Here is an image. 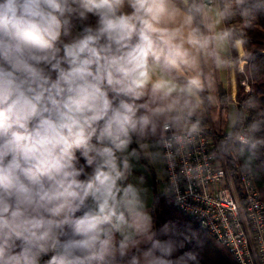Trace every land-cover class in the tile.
<instances>
[{"label": "clouds", "instance_id": "obj_1", "mask_svg": "<svg viewBox=\"0 0 264 264\" xmlns=\"http://www.w3.org/2000/svg\"><path fill=\"white\" fill-rule=\"evenodd\" d=\"M258 12L264 0H0V264H199L154 228L144 177L128 181L134 161L173 167L196 143L216 73L239 70L246 44L225 25ZM259 104L229 114L221 155L264 152ZM166 191L179 199L172 178Z\"/></svg>", "mask_w": 264, "mask_h": 264}, {"label": "built area", "instance_id": "obj_2", "mask_svg": "<svg viewBox=\"0 0 264 264\" xmlns=\"http://www.w3.org/2000/svg\"><path fill=\"white\" fill-rule=\"evenodd\" d=\"M242 84L245 100L251 91L248 78ZM196 143L176 157L173 167L164 166L166 189L170 179L176 193L165 195L207 235L224 246L236 264H264V200L250 174L240 176L238 191L217 153L215 137L208 127ZM43 256L40 264L50 258Z\"/></svg>", "mask_w": 264, "mask_h": 264}, {"label": "trees", "instance_id": "obj_3", "mask_svg": "<svg viewBox=\"0 0 264 264\" xmlns=\"http://www.w3.org/2000/svg\"><path fill=\"white\" fill-rule=\"evenodd\" d=\"M225 26H234L244 31L246 38V44L243 45L244 57L249 62V65H245V71L248 73V81L251 87L248 98L253 96L260 103L257 112L248 113V115L250 119L257 116L264 117V12L256 13L250 27H246L239 18L230 25ZM242 93L243 90L239 87L238 94L242 96ZM227 99L228 96L225 92L219 94V104L226 103ZM221 105L204 110L202 113L204 118L203 127L209 125L216 130L217 134L214 135L216 149H218L219 142L225 136L223 133L225 107ZM77 156L80 163L83 164L84 160L80 157L79 152H77ZM221 156L237 190H240L241 174H250L260 198L264 200V152L258 154L247 166V154H242L238 150L230 151ZM152 212L154 228L159 230L163 225L168 224L177 233L174 238L183 243V247L178 249L174 257L191 251L197 254L199 264H236L232 255L224 246L207 235L194 220L180 212L165 194L154 197Z\"/></svg>", "mask_w": 264, "mask_h": 264}, {"label": "crops", "instance_id": "obj_4", "mask_svg": "<svg viewBox=\"0 0 264 264\" xmlns=\"http://www.w3.org/2000/svg\"><path fill=\"white\" fill-rule=\"evenodd\" d=\"M94 23V18L91 20ZM79 28L75 29L78 31ZM234 56L237 55L238 62H239V70L229 73L228 71L221 70L216 73L215 76V87L218 93V96L221 92H225L228 96L227 102L224 104H219V102L215 106H224V117H225V129H229L228 124V117L229 114L234 111L236 108L239 107L240 104L245 100V91L242 81L247 77L245 71V65H249V62L244 57V49L243 46L239 48L238 53L233 51L232 53ZM241 77V78H240ZM239 87L242 88L243 93L242 96L238 94ZM248 99V98H247ZM137 145L133 143L130 148H135ZM135 164L133 174L129 177V181L131 183H137L139 177H144V183L142 185L143 188L147 190L146 192V201L148 210L150 211L151 215L153 216L152 212V204L155 196L163 195L165 193H160L158 190V177L159 172L164 173V181H165V172L164 166L162 164H151L146 159H141L139 162H133ZM154 219V218H153Z\"/></svg>", "mask_w": 264, "mask_h": 264}, {"label": "rangeland", "instance_id": "obj_5", "mask_svg": "<svg viewBox=\"0 0 264 264\" xmlns=\"http://www.w3.org/2000/svg\"><path fill=\"white\" fill-rule=\"evenodd\" d=\"M247 78L249 79V76L247 74ZM249 82V81H248ZM206 127H208L211 130L212 135L217 134L216 130L214 128H212L211 126L207 125ZM229 131L227 130V128L225 129L224 126V131L223 133L226 135ZM216 136V135H215ZM217 153L219 154L218 150ZM158 190L160 193H166V181H164V173L163 172H159V177H158Z\"/></svg>", "mask_w": 264, "mask_h": 264}]
</instances>
